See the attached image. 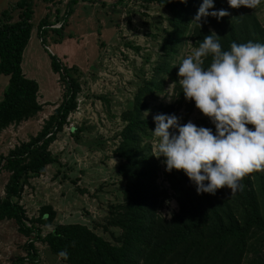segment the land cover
<instances>
[{
	"label": "trees",
	"instance_id": "trees-1",
	"mask_svg": "<svg viewBox=\"0 0 264 264\" xmlns=\"http://www.w3.org/2000/svg\"><path fill=\"white\" fill-rule=\"evenodd\" d=\"M139 1L163 9L167 26L162 30L159 54L150 75L142 78L131 107L120 116L123 127L113 152L120 163L118 176L124 183L120 201L108 206L105 224L96 223L93 229L82 224H56L57 212L50 205L41 207L36 218H27L21 205L25 188L31 179L43 176L47 167L57 163L51 146L76 112L82 93L80 71L50 55L51 69L65 90L63 99L36 136L6 156L0 155V175L9 174L5 194L0 197V221L14 222L18 234L28 239L24 245L26 256L13 264H39L37 243L46 245L64 264H264V170L245 175L233 193L222 187L214 195L197 194L182 171L166 172L164 158L153 155L154 123L148 115L144 117L152 101L166 95L167 81L173 83L172 95L168 105H158L162 114H175L180 123H185L198 110L192 101L184 99L175 83L178 67L172 61L184 43L190 41L194 49L210 31L219 36L222 50H228L232 42L264 43V24L256 12L244 6L231 8L226 0H214V8L225 9L227 16L219 21L207 17L205 22L202 18L199 25L193 17L202 0ZM76 4L77 0H70L63 18L57 17L55 22L51 21V11L39 22L42 43L56 23L62 22L56 31L63 30ZM262 4L264 0L258 5ZM33 6L34 0H19L9 10L19 11L18 21L13 22L7 11L0 17V74L9 77L0 102V134L35 119L43 111L37 82L26 78L21 68L33 29ZM209 63L210 58H206L204 66ZM193 123L213 127L200 112ZM159 179L168 188L158 183ZM165 201H175L178 206L170 218L162 214ZM43 228L52 230L43 236ZM99 228L109 233L110 240L96 233ZM61 250L67 252L66 260L57 255Z\"/></svg>",
	"mask_w": 264,
	"mask_h": 264
},
{
	"label": "rangeland",
	"instance_id": "rangeland-1",
	"mask_svg": "<svg viewBox=\"0 0 264 264\" xmlns=\"http://www.w3.org/2000/svg\"><path fill=\"white\" fill-rule=\"evenodd\" d=\"M70 0H56L47 5L34 0L33 29L22 60V72L39 86V102L43 111L33 120L14 125L0 134V155L6 156L14 147L27 142L42 129L63 99L65 91L59 76L51 69L50 55L68 67H76L82 74V93L76 112L68 118L51 152L57 163L47 167L46 173L29 181L21 199L28 219L36 218L41 207L52 206L57 212L56 224H82L93 229L105 224L108 206L120 201L124 183L118 176L120 164L113 152L122 130L121 114L129 109L133 95L142 78L150 75L157 61L162 30L166 28L167 13L155 4L139 0H77L74 12L62 31L56 23L42 39L38 36L39 22L51 11V21L63 18ZM19 0H0V17ZM247 8V7H246ZM256 12L264 24V4L247 8ZM13 22L19 11L9 12ZM192 51L191 42L184 43L172 64ZM9 84V77L0 74V102ZM167 81L165 92L152 101L148 116L161 113L159 104L168 105L173 85ZM170 85V86H169ZM103 99H98V98ZM183 111V109H182ZM199 117V110L191 121ZM155 139L152 147L154 151ZM9 174L0 175V197L4 196ZM164 188H168L159 179ZM175 201L165 203V217L176 212ZM52 228H43L42 235ZM96 233L110 240L102 228ZM28 239L18 234L12 221H0V264H13L26 256L24 245ZM39 264H64L46 245L37 243Z\"/></svg>",
	"mask_w": 264,
	"mask_h": 264
},
{
	"label": "clouds",
	"instance_id": "clouds-1",
	"mask_svg": "<svg viewBox=\"0 0 264 264\" xmlns=\"http://www.w3.org/2000/svg\"><path fill=\"white\" fill-rule=\"evenodd\" d=\"M226 2L231 8L252 9L260 0ZM227 15L225 9L214 8V0H202L193 21L199 25L202 18L219 21ZM206 58L210 63L205 67ZM176 75L184 99L213 127L157 113L152 116L153 155L164 158L166 172L182 171L197 194L214 195L222 187L237 191L245 175L264 170V43L232 42L222 50L219 36L210 31L180 59ZM57 255L68 256L65 250Z\"/></svg>",
	"mask_w": 264,
	"mask_h": 264
}]
</instances>
